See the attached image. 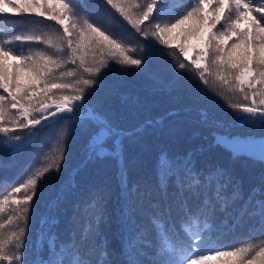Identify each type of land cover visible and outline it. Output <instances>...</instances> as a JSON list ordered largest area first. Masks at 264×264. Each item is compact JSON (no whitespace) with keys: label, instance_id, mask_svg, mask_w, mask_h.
<instances>
[{"label":"snow or ice","instance_id":"6c2138e0","mask_svg":"<svg viewBox=\"0 0 264 264\" xmlns=\"http://www.w3.org/2000/svg\"><path fill=\"white\" fill-rule=\"evenodd\" d=\"M163 4L164 0H100L101 7L110 6L141 36L146 39L151 36L172 49L176 63L169 68L173 79L163 85L166 90L184 87L183 70L194 69L204 85L209 83L207 77H212V83L218 88L241 94L244 101H251L250 104L228 105L236 124L264 127V4L257 6L255 0H192V6L171 18H163ZM0 14L37 23H44V20L35 18L47 17L63 30H57L56 34L20 33L0 39V89L7 93L0 94V134L7 137L0 148L10 150L11 155L21 153L37 142L43 129L58 120L64 121L60 138L65 143L76 130L84 139L82 159L66 184L69 191L76 176L88 164L109 158L116 160L122 197L118 210L121 254L125 256L122 264H185V261L197 264L196 259L189 257L196 256V250H213L211 233L218 228L227 229L230 222L231 227L236 228L245 214L258 216L257 227L264 229V187L253 188L245 198L240 182L226 170L211 166L207 170L197 169L192 152L174 158L161 152L155 164L156 184L129 187L124 167V141L140 135L147 127H162L166 117L148 120L138 128L127 130L90 102L89 95L101 87L99 76L103 70L124 74L131 70L130 66L140 70L148 62L144 56L133 58L129 55L134 49L126 46L123 35L88 19L79 20L72 0H0ZM241 20L248 27L240 28ZM145 22L151 24V33L145 29ZM177 36L185 42L190 37L199 39L203 46L192 45V55H189L185 42L171 43ZM12 41L36 42L46 47L23 55L9 46ZM65 64L77 65L81 78L64 82L77 75V69L60 71ZM218 94L224 95L223 92ZM190 95L202 99L205 93L193 82ZM176 115L177 112L166 113V116ZM201 120L209 122L206 112L201 113ZM21 130L24 135L18 134ZM225 139L219 137L216 143L221 144ZM43 152L40 147L34 159L25 163L21 171L27 179L0 201V211L5 205L15 206V215L0 223V229L12 226L14 221L18 229L7 239L0 238V264H25L34 198L44 178L58 173L61 166L58 164L53 170L49 164L42 170H34ZM232 154L243 153L233 150ZM63 158L62 155L61 163ZM259 159L264 162V154ZM171 177H175V188L170 192L168 181ZM257 193H261V198L249 211ZM99 197L98 191L90 194L97 206ZM61 199L58 194L55 202H49V213L58 207ZM238 201L243 204L236 208ZM218 213L221 219L217 224ZM58 223L54 216L41 217L42 231L36 244L46 242L48 255L33 259L32 264H110L106 252L101 251L93 261L91 252L84 251V244L93 231L91 224L81 228L79 235L73 230L68 240L57 244L52 230ZM193 227L197 230L193 231ZM13 243L16 251L9 254L7 249ZM149 256L151 258L145 259ZM220 258L226 264H264V246L258 250L252 246L238 247L216 251L212 257H197L200 264Z\"/></svg>","mask_w":264,"mask_h":264},{"label":"trees","instance_id":"16d2710c","mask_svg":"<svg viewBox=\"0 0 264 264\" xmlns=\"http://www.w3.org/2000/svg\"><path fill=\"white\" fill-rule=\"evenodd\" d=\"M72 3L79 20L88 19L97 26H103L117 35H123L126 46L134 49L129 55L133 58L144 56L148 61L140 70L130 66L131 70L124 74L112 69L103 70L99 76L101 87L89 95L90 102L127 130L138 128L145 121L155 120L161 116L166 117L162 127H147L140 135L124 141V167L127 170L129 187L133 184H138L140 187L156 184L155 164L161 152L167 153L169 158L192 152L197 169L207 170L211 166L226 170L234 180L240 182L245 198L253 188L264 187L262 184L264 162H261L259 157L243 152L242 155L233 156L228 147L217 144L213 139L214 131L239 135L264 134V127L238 125L234 122L233 110L228 105L250 104V100L244 101L241 94L228 93L218 88L212 83V77H207L209 83L204 85L194 69L183 70L184 87L166 90L163 85L173 79L169 68L176 63L172 49L159 44V41L151 36L147 39L141 36L110 6L101 7L100 0H72ZM255 4L257 6L264 4V0H255ZM190 6H192V0H164L162 7L165 16L163 18L178 17ZM254 14L259 16L258 13ZM35 19H42L44 23L29 21L11 14H0V39H9L14 34L20 33L56 34L57 30L63 31L59 25L48 20L47 17ZM238 26L248 27L244 20H241ZM145 29L149 33L153 31L148 22H145ZM181 42L185 41L178 36L171 40L173 45ZM185 43L189 46V55H192L190 50L192 45L203 46L199 39L192 37ZM9 46L23 55L46 47L36 42L19 41H12ZM175 51L178 52V49ZM180 59L183 60V57L181 56ZM73 69H77V75L66 78L64 82L70 83L81 78L77 65L65 64L60 71L67 72ZM56 74L59 75V72ZM84 78H87V74H84ZM193 82L197 88L204 91L205 96L202 99H194L190 95ZM220 92L224 93L223 97L218 94ZM0 94L7 95L3 89H0ZM168 112H177L178 115L166 116ZM202 112L207 113L208 123L202 122ZM63 125L64 121L58 120L56 124L43 129L35 144L16 155H11L10 150L6 148H0V201L12 188L19 186V183L27 179L21 170L29 159H34L40 147L44 152L34 170H42L49 164L54 170L58 164L61 165L58 173L53 172L44 178L34 198L28 223L25 264H32L33 259L48 255L46 242L36 244L42 231L40 219L45 215L54 216L59 220L52 230L57 237V244L68 240L73 230L79 235L81 228L91 224L93 231L84 244V251L91 252L93 261L99 257L101 251H104L110 264H122L125 256L121 254L119 238L121 224L118 222V210L121 207L122 197L117 175L118 163L109 158L88 164L76 176L73 188L69 191L66 184L71 181L73 169L80 164L84 139L76 130L65 143L60 138L64 131ZM18 134L24 135L23 130ZM5 138L0 134V146L3 145ZM62 155L64 158L61 163ZM174 181L175 177L169 178L170 192L175 188ZM93 191H98L100 194L98 206L94 205L90 199ZM58 194H61L62 199L58 207L49 213V202H55ZM20 195L22 196L23 193ZM260 198L261 193L253 197L249 211H252ZM241 204L243 201H238L235 207L239 208ZM14 207L4 206L3 211H0V223L6 221L9 216L15 215ZM220 219L221 214L218 213L217 224ZM258 223V216L250 217L245 214L242 223L236 228L231 227V222L227 229L218 228L211 233L214 243L210 246L213 250H196V256H190L189 259L198 260L197 257L200 255L212 257L216 251H231L238 247L252 246L258 250L259 247L264 246L262 243L264 229L258 228ZM200 228H203V221L200 223ZM17 230L14 221L12 226L6 225L4 229H0V238L7 239L13 231ZM192 230L197 229L193 227ZM201 248L203 249L204 246ZM7 250L9 254H14L15 244L10 245ZM149 258L151 257H145V259ZM206 264H226V261L223 258L210 259Z\"/></svg>","mask_w":264,"mask_h":264},{"label":"rangeland","instance_id":"374dc122","mask_svg":"<svg viewBox=\"0 0 264 264\" xmlns=\"http://www.w3.org/2000/svg\"><path fill=\"white\" fill-rule=\"evenodd\" d=\"M54 111V109H53ZM226 138L221 144L228 147L232 152L238 150L243 153L251 154L260 158L261 154H264V134L261 135H239V134H226L224 132H213V139ZM7 137L5 138V140ZM197 264H200L197 260Z\"/></svg>","mask_w":264,"mask_h":264}]
</instances>
